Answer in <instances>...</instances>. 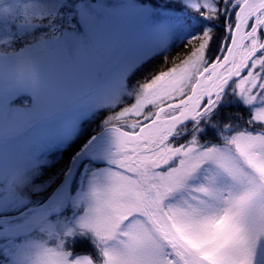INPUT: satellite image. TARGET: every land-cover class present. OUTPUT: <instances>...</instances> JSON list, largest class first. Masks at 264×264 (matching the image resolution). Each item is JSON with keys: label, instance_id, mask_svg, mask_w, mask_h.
Instances as JSON below:
<instances>
[{"label": "snow or ice", "instance_id": "6c2138e0", "mask_svg": "<svg viewBox=\"0 0 264 264\" xmlns=\"http://www.w3.org/2000/svg\"><path fill=\"white\" fill-rule=\"evenodd\" d=\"M0 264H264V0H0Z\"/></svg>", "mask_w": 264, "mask_h": 264}, {"label": "trees", "instance_id": "16d2710c", "mask_svg": "<svg viewBox=\"0 0 264 264\" xmlns=\"http://www.w3.org/2000/svg\"><path fill=\"white\" fill-rule=\"evenodd\" d=\"M138 2L141 3H147L151 4L152 6H156L160 0H138ZM177 11H180L178 8ZM187 14H194L192 13V10H188ZM227 24V20H224L222 24H218L216 29H214L215 35L219 38L226 37L225 32V25ZM186 42H178V40L175 39L170 46L167 49V52L165 54H162L158 57L153 58V61L149 64V69L152 68H158L163 65L164 63V55H167L168 60L171 61L175 59L177 56H183V54L188 52V48L185 47ZM219 43V40H214L211 42V48L214 50L217 47V44ZM168 67H171V63H168ZM143 74H140L137 76V79L142 78ZM132 83L134 84L135 81L133 80ZM247 106L238 103L237 98L232 97L231 95L224 98V103L221 107L219 116L217 117V120L221 123L227 121L229 117H236V116H242L243 120L248 119V112H247ZM104 118V113L101 112L99 116L96 117L94 120H90L83 124V129L86 135L96 134L99 130L98 125ZM243 120L237 121V123L243 124ZM201 141L203 142H217L216 135L209 131L206 135H203L201 137ZM79 144V141H77L76 144H74L70 148H66L64 150H60L58 147L53 146L49 152L47 153V158L49 160V165L43 176L42 180L47 181L50 178H55L57 174L67 165L69 158L74 154V152L77 150V145ZM77 252H80L82 254H87L92 251L91 247L87 244H81L77 246L76 248Z\"/></svg>", "mask_w": 264, "mask_h": 264}, {"label": "rangeland", "instance_id": "374dc122", "mask_svg": "<svg viewBox=\"0 0 264 264\" xmlns=\"http://www.w3.org/2000/svg\"><path fill=\"white\" fill-rule=\"evenodd\" d=\"M181 11V10H180ZM180 11H177L178 13H180ZM232 19L234 20V16L232 17ZM225 32H226V35H228V32H227V30L225 29ZM258 35H259V31H258V33H257ZM175 39L176 40H178V42H181V40H179L177 37H173L172 39H171V41H170V43H169V46H170V44L173 42V41H175ZM229 43H230V41H229ZM168 46V47H169ZM19 100H20V103L21 104H25V103H28V98H24V97H20V98H18ZM102 122V121H101ZM100 122V123H101ZM100 125V124H99ZM99 125H98V127H99ZM202 143H203V141H201ZM74 194V193H73ZM46 195V194H45ZM37 199L39 198V197H36Z\"/></svg>", "mask_w": 264, "mask_h": 264}, {"label": "bare ground", "instance_id": "6f19581e", "mask_svg": "<svg viewBox=\"0 0 264 264\" xmlns=\"http://www.w3.org/2000/svg\"><path fill=\"white\" fill-rule=\"evenodd\" d=\"M248 29H245V31H247Z\"/></svg>", "mask_w": 264, "mask_h": 264}, {"label": "water", "instance_id": "95a60500", "mask_svg": "<svg viewBox=\"0 0 264 264\" xmlns=\"http://www.w3.org/2000/svg\"><path fill=\"white\" fill-rule=\"evenodd\" d=\"M251 22V21H250Z\"/></svg>", "mask_w": 264, "mask_h": 264}]
</instances>
